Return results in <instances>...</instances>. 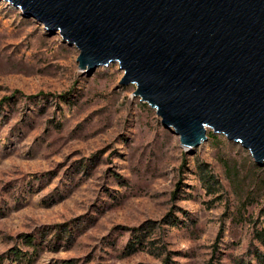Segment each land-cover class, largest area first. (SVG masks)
Here are the masks:
<instances>
[{"label":"rangeland","instance_id":"obj_1","mask_svg":"<svg viewBox=\"0 0 264 264\" xmlns=\"http://www.w3.org/2000/svg\"><path fill=\"white\" fill-rule=\"evenodd\" d=\"M79 53L0 0V264H261L264 164L210 128L186 149Z\"/></svg>","mask_w":264,"mask_h":264},{"label":"water","instance_id":"obj_2","mask_svg":"<svg viewBox=\"0 0 264 264\" xmlns=\"http://www.w3.org/2000/svg\"><path fill=\"white\" fill-rule=\"evenodd\" d=\"M7 1L75 44L88 73L117 61L186 149L210 128L264 164V0Z\"/></svg>","mask_w":264,"mask_h":264},{"label":"trees","instance_id":"obj_3","mask_svg":"<svg viewBox=\"0 0 264 264\" xmlns=\"http://www.w3.org/2000/svg\"><path fill=\"white\" fill-rule=\"evenodd\" d=\"M208 136H209V138H212L214 136L213 131H209ZM207 180H208V177L204 178V182H207ZM256 236L264 243V229L256 231ZM25 238H26L25 241L27 242V244H30V245L33 244V240H34L33 235L27 234L25 236ZM19 252L20 251H17L14 254L19 255ZM258 258L260 260V263L264 264V256L259 255ZM240 264H245V263L243 261H241ZM247 264H250V263H247Z\"/></svg>","mask_w":264,"mask_h":264}]
</instances>
